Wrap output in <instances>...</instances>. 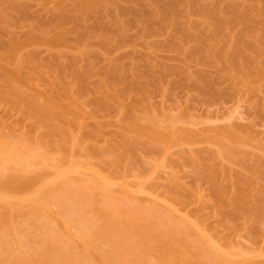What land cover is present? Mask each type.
Instances as JSON below:
<instances>
[{
  "label": "rangeland",
  "instance_id": "374dc122",
  "mask_svg": "<svg viewBox=\"0 0 264 264\" xmlns=\"http://www.w3.org/2000/svg\"><path fill=\"white\" fill-rule=\"evenodd\" d=\"M103 1L0 0V143L45 152L46 164L23 174L36 191L39 176L54 179L57 163L77 164L68 181L107 187L108 195L96 191L97 205L117 196L130 206L154 207L170 222L188 224L234 264L264 263V210L257 208L264 199V79L255 78L246 59L249 83L234 68L225 71L216 56L200 55L203 43L193 38L212 37L218 25L199 11L207 7L212 19L214 1L177 0V25L148 0ZM243 3L254 27L226 25L228 39L207 46L221 49L242 36L246 44L262 40L264 0L226 1L221 9ZM258 59L264 62V54ZM37 107H51L60 118L46 119ZM242 191L247 195L236 206ZM18 194L13 205L30 196ZM5 206L0 202V216ZM17 208L15 228L38 235L33 208ZM47 213L82 246L54 205Z\"/></svg>",
  "mask_w": 264,
  "mask_h": 264
},
{
  "label": "bare ground",
  "instance_id": "6f19581e",
  "mask_svg": "<svg viewBox=\"0 0 264 264\" xmlns=\"http://www.w3.org/2000/svg\"><path fill=\"white\" fill-rule=\"evenodd\" d=\"M119 1L104 0L102 5L109 2L119 3ZM138 1L141 2L142 0ZM145 1H142V3H145ZM148 1L150 4L156 5L157 9L159 8L161 15L169 23L172 22L174 24L175 22V25H177V23L181 22L180 20L176 23V12L179 6L177 4L179 1ZM205 1H214L216 5L218 3L220 6L217 5L219 9L214 5L216 9L213 11L214 17L212 16V19L210 16L212 13H208L207 7L205 8L206 10L203 8L204 10L199 11L201 13L200 16L204 19L206 18L205 20L210 19L208 21L213 20L214 23L216 22L218 31L209 38L205 34L193 38L197 43L199 42V45L203 43L199 48L201 49L199 51V53L201 52L200 55L203 57V53H210L214 57L216 56L225 71L232 73L234 68V72L241 76L243 82L249 83L252 77L247 74V68L244 67L245 64H242L246 59L245 61H248L247 66L253 70L255 78L264 79V62L258 59L264 54V33L262 40H255L249 44H246L243 40L245 37L242 36L240 41H230L229 44L221 49L216 50L212 45L213 49L209 46L212 42L217 44L219 39L221 41L222 36H224V39L227 38L226 25L231 27V25L236 26L239 23L238 25L248 26L251 22V18L249 19V7L243 3L244 5L237 7H241L239 10L237 8L234 9L236 6L233 7L231 5L221 9V3L232 0ZM190 2L183 3L189 4ZM83 6L84 11H87L88 8L90 9V4H84ZM254 24L250 25L253 26ZM219 26L226 27V30L222 27L220 29ZM199 28L196 27V29ZM254 31L251 32L256 33L255 29ZM250 35L248 34V36ZM189 36H187V39ZM190 38L192 37H189V40ZM59 40L47 43L52 46L62 42V38ZM206 41L211 43L207 46L205 44L207 43ZM18 49V47L14 49L13 53L15 54ZM246 54L252 56H246ZM241 60L243 61L241 62ZM77 110L78 113L83 112L79 106H77ZM35 112L46 119L56 120L60 118L51 107H37ZM158 136L159 134L156 138ZM159 139L161 138L159 137ZM47 160L45 152L38 151L28 143L19 141H9L7 144L0 143V202L6 205L5 207L8 210H11L5 211L6 208L4 207L5 213L0 216V264H234L231 259L232 256L220 251L203 237L196 235L188 224L183 222L172 223L164 215L159 214L154 207L147 209L140 206H130L126 204L124 199L117 196H110L104 204L97 205L95 201L96 191L103 195H108L107 187L87 188L86 186L85 188L82 183L72 184L71 181H68V174L79 169L77 164L64 165L60 163L59 165L57 163L58 167L56 169L58 171L55 173V180L52 179L53 181L46 179L45 175L36 176L35 178L38 177V182L42 185L36 191L33 187H36L37 184L33 185V181H26L23 174L33 170V166L34 169L37 168V164L38 167L42 166V163L46 164ZM67 166L70 169L68 172L64 169ZM16 168L19 172L18 170L15 171ZM15 173H17L18 177L14 175ZM19 176L23 178L21 177V179ZM35 178H32V180H35ZM30 191L34 192L31 194ZM18 193L30 196L28 199L19 201L18 205H13L11 202L12 197ZM244 193L243 191L239 192V196L234 200V205L236 204L237 206L244 199L243 197L247 195ZM218 195L220 201L225 202V194L219 193ZM262 200L259 203L257 202L258 207L255 204L254 208L256 210L252 209L254 212L257 211V208L264 210V199ZM24 205H28L30 209L33 208V213L30 215L39 222L40 232L36 236L24 235L22 231L15 228V224L13 225L16 215L15 213L12 215L14 207L17 206L18 208L15 212H18L19 209L20 213L21 209L22 211L24 210L22 208ZM49 205H54L57 208L62 225L66 229L71 228L77 233L76 238L81 241L82 246L79 247L70 240L67 230L63 228L57 229L53 225V221L47 213ZM242 212L247 215L249 210H243ZM40 216H42L43 220H40ZM2 250L3 253H1ZM261 264L264 263L262 262Z\"/></svg>",
  "mask_w": 264,
  "mask_h": 264
}]
</instances>
